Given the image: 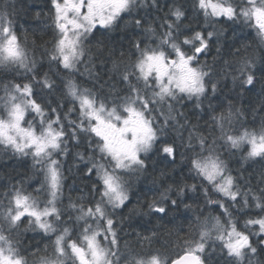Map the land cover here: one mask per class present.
Segmentation results:
<instances>
[{
    "label": "snow or ice",
    "instance_id": "snow-or-ice-1",
    "mask_svg": "<svg viewBox=\"0 0 264 264\" xmlns=\"http://www.w3.org/2000/svg\"><path fill=\"white\" fill-rule=\"evenodd\" d=\"M195 7L208 27L230 22L254 29V43L257 47L264 45V0H195ZM12 8V12L7 7L0 10V67L14 74L0 95V146L18 157H31L33 169L43 179L34 189L36 195L13 186L0 196V264H29L18 247L20 229L25 224L48 238L39 264H168L159 253L148 260L138 258L135 246L127 242L122 249L119 232L123 229L117 227L116 220L131 219L122 213L130 202L132 181L147 174L148 159L157 151V144L159 151L175 163L178 148L174 141H167V136L169 131H177V126L188 131L187 139L181 133L180 141L184 149L180 153L181 166L186 168L187 176L161 182L158 197L147 202L146 214L162 221L181 204L191 209L192 204L185 202L189 192L203 191L205 206L194 213L196 220L183 238V254L171 264H207L204 257L209 241H213V250L218 242L221 255L226 254L223 264H264L256 260L264 254V170L253 185L251 177L244 180L242 174L234 175L228 160L239 152L244 160L264 162V120L259 129L253 126L249 130L243 124L246 113L242 108L230 105L226 113L222 109L217 112L209 101L212 115L205 135L198 124H191L176 108L185 100L202 108L209 84L215 95L220 76L227 77L222 70L214 80V67L199 61L217 33L201 29L183 34L180 26L185 13L180 8L170 9L175 19H167L166 14L158 32L151 24L146 25L139 13L144 8L159 10V0H152L151 5L146 0H50L47 15L54 38L51 47L39 54L38 62L35 42L30 50L27 41L20 39L14 4ZM126 16L127 23H134L144 39L134 42V51L129 49L126 61L121 52V59L113 62L118 81L124 82L127 91L120 95L113 88L111 99L100 98L88 87H81L74 74L85 65L92 78L87 65L96 55L91 45L97 32L103 30L100 35L107 36L121 26ZM95 44L97 52L107 49L102 40H95ZM107 50L115 55L113 49ZM232 55L240 74L233 75L234 83L253 86L257 81L255 59L247 55V48L241 53L236 47ZM45 59L49 71L55 66L62 78L68 74L56 106L44 99L58 90L48 72L40 77V64ZM60 68L65 73H60ZM43 89L49 92L44 94ZM156 112L163 122L154 115ZM30 114L34 116L28 119ZM69 142L77 146L87 143L86 152H77L76 157L85 165L84 174L95 179L91 180L90 201L77 203L69 198L65 207L64 158ZM157 235L155 229L150 235L137 233L136 245L151 246ZM176 235L179 237V233ZM252 236L258 239L253 242ZM176 243L180 246L179 239Z\"/></svg>",
    "mask_w": 264,
    "mask_h": 264
},
{
    "label": "trees",
    "instance_id": "trees-1",
    "mask_svg": "<svg viewBox=\"0 0 264 264\" xmlns=\"http://www.w3.org/2000/svg\"><path fill=\"white\" fill-rule=\"evenodd\" d=\"M165 0L159 1L161 7H165L163 11L152 10L150 8L145 11L143 17L145 23L151 24L158 32L161 31V25L166 18L174 20L169 12L170 9L180 8L184 11V21L180 31L183 34L190 35L193 31H197L198 28L195 25V14L194 2H191L187 6L186 4L180 5L177 2H164ZM15 5V26L22 41H27V46L31 50L33 42L36 46V59L40 62V53L44 51L45 47H51V42L54 38V29L51 26V20L47 13L50 8V0H11L7 3L8 11L12 12V5ZM151 5V4H150ZM37 11L41 12L42 15L37 16ZM127 18L121 20L120 27L115 31H110L107 36H101L100 33L103 30L97 32L95 38L103 41V44L107 46V49H113L115 55H111L110 52L105 49L99 52V56L96 60L103 63L106 67L105 74L100 75L92 73V78H89L85 74H79L78 71L74 74V79L81 87H88L100 98L111 99L115 93L112 91V87H118L120 95H123L127 91V86L122 80L118 81V76L115 74L113 68V62L121 59V52L125 53V61L127 60V53L129 49L134 51L132 45L137 39H144L141 30H138L133 24H126ZM167 28V25H163ZM199 29H202L199 27ZM208 31H215L216 36L213 37L211 47L206 54L200 56V63L207 64L214 67L213 79L223 70L227 73V77L220 76L218 81L219 95H225L227 102L230 104H241L239 108L246 109V124L245 127L251 130L253 126L259 129V126L264 120V78L261 77V73H264V64L261 63V57L264 56V45L256 46L254 43L256 32L254 29L246 28L241 25L232 24L230 22H224L223 24H216L214 28H207ZM184 37V35H182ZM181 37V36H180ZM219 41V45L217 44ZM96 46V45H95ZM217 47L220 48L219 53ZM236 47L241 48V53H244L247 48V55L253 57L256 61L254 70L257 75V81L253 86L249 88L243 87L241 84L235 85L233 81V75L239 77L237 71L239 64L237 59L232 55ZM225 61L229 64L226 65ZM229 65H231L229 67ZM123 67V65H121ZM207 70V69H206ZM45 72H48L49 78L57 82V93L51 96L45 95L44 99L50 101L53 106H56L60 102V89L63 88V82L67 79V73L65 70L60 68V73H65L62 78L57 74L55 66L49 71V62L45 59L40 64V77ZM86 77H85V76ZM14 78V74L9 70L0 67V83L7 84ZM16 79L20 82H27L19 77ZM35 83V82H34ZM38 93L40 92L37 87ZM66 91V90H65ZM217 91V92H218ZM48 89H43V93L47 94ZM3 94V91H2ZM211 94V85L208 87V95ZM216 101L221 102L220 99ZM216 106H220L216 104ZM215 106V107H216ZM221 106L217 107V112L221 110ZM67 110V106L64 111ZM223 110V109H222ZM78 111V107H77ZM257 111L259 114H257ZM63 115V112H61ZM156 117H160L157 113L154 114ZM161 122L163 118L160 117ZM67 123V121H65ZM185 133V132H183ZM183 138L187 139V134H184ZM169 143L175 142L178 148L175 163L171 158L167 157L159 151L160 145L157 144V151L153 152L148 159V171L145 174L144 179L137 180L141 183V186L131 188L130 190V202L123 209L124 216H131V219H124L121 221L119 217L116 220L118 228L123 230L119 232L121 237V248L125 247V243L134 245V251L141 256H147L144 258H150L152 254L159 253L160 257L163 258L165 255L169 256L168 264L171 260L177 259L183 254V238L191 231L190 223L196 220L195 212L200 211V208L205 206L203 191L199 193L188 194L186 203L192 204L191 209H185L183 204L180 207L170 212L167 217L162 221H157L154 218H150L147 213V202L150 201L153 196L158 197V193L161 190L159 185L161 182H171L172 180H179L183 176H187L186 168L181 166V155L184 151L180 147L181 136L176 135L175 132L169 131L167 136ZM68 155L64 158V174L66 176L65 188L63 193V206H67L69 198L76 201L77 203L83 201L87 203L92 199V183L91 180L95 179L93 176L91 179L84 174L85 165L83 162L78 161L76 153H85L87 150V143L77 146L75 142H69ZM247 165H233L231 168L234 175H243L244 180L251 177L253 185H255L260 171L262 168V162L256 163L254 161H248ZM164 176H161V173ZM143 177V176H142ZM154 178L156 183H153ZM43 179L42 175L36 172L32 167L31 157H18L12 153V151L5 150L3 146H0V196H2L5 190L16 187H23L26 193L36 195L34 189L39 186L40 181ZM189 184L191 180L187 181ZM244 181L242 180L241 183ZM144 183V184H143ZM99 198L98 196L96 197ZM41 206L44 203V194L39 196ZM136 209L130 212V209ZM218 211V209H217ZM235 211V210H233ZM216 213H213L215 215ZM154 215V214H153ZM27 219V218H25ZM67 219V217H65ZM242 223V222H241ZM155 229L158 232L155 242L148 246L145 244L143 248L136 245L137 233L150 235L151 230ZM172 233L169 235V233ZM179 233V237L176 235ZM254 238V237H253ZM20 243L18 247L21 253L26 256L29 264H39L41 256L44 255L45 244L48 242V238L44 236L43 232L37 229L32 231L25 224L20 229ZM177 239L180 240V246L177 245ZM254 240V239H252ZM264 258V254L259 255ZM226 258V254L224 256ZM207 264H217L213 258L204 257ZM223 264V262H220Z\"/></svg>",
    "mask_w": 264,
    "mask_h": 264
},
{
    "label": "rangeland",
    "instance_id": "rangeland-1",
    "mask_svg": "<svg viewBox=\"0 0 264 264\" xmlns=\"http://www.w3.org/2000/svg\"><path fill=\"white\" fill-rule=\"evenodd\" d=\"M9 1H11V0H0V10L4 9L5 7H7V3ZM159 1L163 2V0H159ZM165 1L166 2L173 1V2H177L180 5L186 4L187 6H189L188 4L191 2V0H165ZM146 3L148 5H150L152 3V0H146ZM149 9L150 8L141 9L139 15L143 17V15L145 14V11H148ZM164 9H165V7H161L159 9V11H163ZM152 10H157V9L152 8ZM95 40H99L98 37L95 38ZM95 40L93 42V45H91V47L93 49V52L96 53V55L93 58V62L89 63L87 65V69L91 73L100 74V75H106L105 74V70H106L105 68L106 67L104 66L103 63H100L98 60H96L97 57L99 56V52H97V50H96ZM78 73L79 74H85V75L88 76V74H87V72L85 70V65H80L79 66ZM231 81H233V79ZM233 83H234V81H233ZM4 85H5V82L4 83H0V95H3L2 91H3ZM235 85H238V82H235ZM112 88H115L116 91L119 90L118 87H112ZM216 99H220L221 102L216 101ZM209 101L211 102L212 108L217 109V107L221 106V108L223 109V111H225V113L227 112V109L229 108L230 105L232 107H235V108H239L238 106L241 105V104L235 105V104L228 103L226 96L224 94L222 96L219 95V91L215 95H213L212 93L209 94L208 97L204 100L202 108L193 107V102L192 101H188V100H185L181 104H177L176 105L177 111L183 112L187 116L188 120L191 121V124H193V125L198 124L199 128L203 129V134H205V135H207V133H208V123L210 122V117L212 115L211 108L209 107ZM216 104H219L220 106H216ZM165 110H167V106H165ZM244 112L246 113V109L244 110ZM156 113L158 115H160L159 112H156ZM32 116H34V114H30L27 118L31 119ZM181 123H183V120H181ZM36 124H37V126L39 125V119L38 118L36 120ZM243 124L245 126L246 119L243 121ZM237 127H239V126L237 125ZM183 132H185V133H183ZM175 133H176V135H179V136H181V133H182V136H184V134H187V136H188V131L184 130V129H180L179 126H177V131H175ZM245 149H247V145H245ZM225 155H227V153H225ZM228 160H229V163H230V167H232L233 165H235V166L244 165L245 166V165L249 164L248 161H251V160L242 159L241 154L239 152H237L236 156H234V157H228ZM262 163L264 164V162H262ZM144 177H145V175L143 177H140L139 179H144ZM139 186H141V183H139L136 179H134L132 181V188L139 187ZM241 227H243V223H241ZM251 239H254L253 242H255L258 238L256 236H252ZM209 245L210 246L207 249V253L205 254L206 259L208 257L213 258L215 260V262H217V264H220V262H223L225 257L221 255V248L219 246V243L215 242V250H213V247H212L213 241H209ZM144 257H147V256L145 255ZM144 257L141 256L140 253L138 254V258H140V259H143V260L150 259V258L147 259V258H144ZM163 258L166 259L167 261L170 260L169 256H167V255H165ZM256 260L264 262V258L261 257V256H257Z\"/></svg>",
    "mask_w": 264,
    "mask_h": 264
},
{
    "label": "flooded vegetation",
    "instance_id": "flooded-vegetation-1",
    "mask_svg": "<svg viewBox=\"0 0 264 264\" xmlns=\"http://www.w3.org/2000/svg\"><path fill=\"white\" fill-rule=\"evenodd\" d=\"M193 2H194V8H195V10H194V12H195V14H197V16L195 17V25L197 26V28H198V30L197 31H199V30H201V29H199V27L200 28H202V29H204L205 30V32H207L208 31V29L207 28H210V27H208L206 24H205V20H204V16H203V14L202 13H200L199 12V9L198 8H196L195 7V1L194 0H192ZM125 18H127V16L125 17ZM128 19V18H127ZM184 19L185 18H183V21H184ZM126 24H128L126 21H124ZM121 23V22H120ZM224 22H221L220 24H223ZM133 25H134V23H132ZM181 25H183V24H181ZM182 28H180V30H181ZM192 34V33H191ZM190 34V35H191ZM183 36L181 35V37H180V40L182 41L183 40ZM199 60H200V58H199ZM240 75V74H239ZM238 82V81H237ZM238 84H240L239 82H238ZM243 87H245V88H249L250 86H243Z\"/></svg>",
    "mask_w": 264,
    "mask_h": 264
},
{
    "label": "water",
    "instance_id": "water-1",
    "mask_svg": "<svg viewBox=\"0 0 264 264\" xmlns=\"http://www.w3.org/2000/svg\"><path fill=\"white\" fill-rule=\"evenodd\" d=\"M171 264V263H170Z\"/></svg>",
    "mask_w": 264,
    "mask_h": 264
}]
</instances>
